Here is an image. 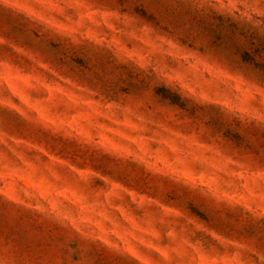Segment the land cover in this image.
<instances>
[{
  "label": "rangeland",
  "instance_id": "rangeland-1",
  "mask_svg": "<svg viewBox=\"0 0 264 264\" xmlns=\"http://www.w3.org/2000/svg\"><path fill=\"white\" fill-rule=\"evenodd\" d=\"M0 264H264V0H0Z\"/></svg>",
  "mask_w": 264,
  "mask_h": 264
}]
</instances>
